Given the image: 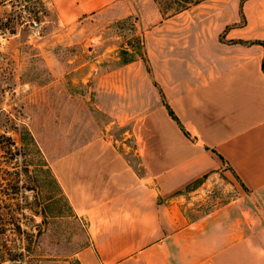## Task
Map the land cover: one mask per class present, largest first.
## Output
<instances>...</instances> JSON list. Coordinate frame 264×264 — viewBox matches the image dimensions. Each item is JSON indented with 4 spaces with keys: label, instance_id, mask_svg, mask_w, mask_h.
<instances>
[{
    "label": "rangeland",
    "instance_id": "rangeland-1",
    "mask_svg": "<svg viewBox=\"0 0 264 264\" xmlns=\"http://www.w3.org/2000/svg\"><path fill=\"white\" fill-rule=\"evenodd\" d=\"M118 6L75 20L49 0H0L2 264H77L89 235L53 164L101 139L138 167L141 121L168 103L172 85L188 80L186 62L170 65L179 57L173 48L194 37L225 42L228 29L264 22V0H123ZM221 186L215 194L201 187L189 213L215 209L223 202ZM232 186L228 200L240 193ZM239 207L245 231L264 223L253 216L258 210L250 198Z\"/></svg>",
    "mask_w": 264,
    "mask_h": 264
},
{
    "label": "crops",
    "instance_id": "crops-1",
    "mask_svg": "<svg viewBox=\"0 0 264 264\" xmlns=\"http://www.w3.org/2000/svg\"><path fill=\"white\" fill-rule=\"evenodd\" d=\"M49 1L79 20L123 0ZM243 28L225 42L194 37L173 48L170 65L186 62L188 80L141 121L138 167L101 139L53 164L89 235L77 264H264V223L245 231L238 208L250 198L264 222V22ZM233 184L240 193L228 200ZM220 185L222 203L189 213L201 187Z\"/></svg>",
    "mask_w": 264,
    "mask_h": 264
},
{
    "label": "built area",
    "instance_id": "built-area-1",
    "mask_svg": "<svg viewBox=\"0 0 264 264\" xmlns=\"http://www.w3.org/2000/svg\"><path fill=\"white\" fill-rule=\"evenodd\" d=\"M208 193L209 194H215L216 193V190L215 189L208 188Z\"/></svg>",
    "mask_w": 264,
    "mask_h": 264
},
{
    "label": "trees",
    "instance_id": "trees-1",
    "mask_svg": "<svg viewBox=\"0 0 264 264\" xmlns=\"http://www.w3.org/2000/svg\"><path fill=\"white\" fill-rule=\"evenodd\" d=\"M8 259H11V260H12V259H15V258H8ZM8 259H6V260H8ZM3 260H5L4 257L0 258V264H2V261H3Z\"/></svg>",
    "mask_w": 264,
    "mask_h": 264
}]
</instances>
